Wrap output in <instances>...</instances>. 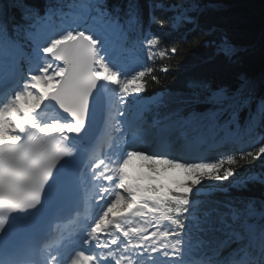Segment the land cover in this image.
Masks as SVG:
<instances>
[{"label": "snow or ice", "instance_id": "1", "mask_svg": "<svg viewBox=\"0 0 264 264\" xmlns=\"http://www.w3.org/2000/svg\"><path fill=\"white\" fill-rule=\"evenodd\" d=\"M165 7L175 13L170 31L187 23L194 40L206 37L196 46L213 49L211 59L232 83L199 86L233 120L249 109L251 139L235 140L237 147L209 162L180 163L144 149L168 148L180 118L146 117L152 109L139 94L146 77L159 79L154 66L133 69L123 62L130 32L143 34L139 43L148 60L172 59L179 48L144 33L136 0H52L43 15L26 9L33 46L26 73L12 59L17 45L0 6V264H264V198L212 195L227 191L224 182L241 191L264 184V174L238 172L241 162L264 167V134H255L264 128V72L256 77L246 70L247 47L215 28L200 29L205 9L197 0L153 5ZM150 23L165 25L155 14ZM21 101L33 106L25 110ZM133 159L150 161L153 171L163 165L196 178L175 190L154 180L134 186L127 171ZM86 202L93 210L81 220ZM69 206L76 210L64 219Z\"/></svg>", "mask_w": 264, "mask_h": 264}, {"label": "trees", "instance_id": "2", "mask_svg": "<svg viewBox=\"0 0 264 264\" xmlns=\"http://www.w3.org/2000/svg\"><path fill=\"white\" fill-rule=\"evenodd\" d=\"M52 0H0V6L6 11L5 22L8 26L9 36L24 38L27 26L31 21L24 19L26 9H37L43 15L46 6ZM141 10L142 26L144 33L151 30L152 33L162 36L167 47L175 44L179 52L172 59L155 60L159 83L146 77V94L163 93V101L154 109V117L170 116L172 119L180 118L174 135L198 134L213 131L220 128L226 122H230L234 128H239L244 118L249 114L248 108L239 110L238 116L233 120L231 111L220 112L208 97L211 92L199 86L201 81L206 82L211 90L218 87H228L232 81L228 76L218 70V64L211 59L213 49L197 47L196 45L206 37L196 36L192 24H184L182 27L169 29L170 18L173 11L153 8L154 4L165 6L184 3L185 0H136ZM204 7L199 14L198 24L200 29L215 28L217 35L226 34L234 43L247 47L249 55L246 57L245 68L253 76L259 77L264 72V0H197ZM110 4H126L127 0H109ZM19 5V6H12ZM155 14L165 21L164 28L158 24L150 23V16ZM196 15V14H193ZM17 26H21L17 31ZM138 36L143 39V34L132 30L130 36ZM181 37H187L186 42H181ZM164 64L169 65L170 71H159ZM255 104L252 105L254 110ZM215 112L213 117L210 113ZM264 134V128H258ZM211 134V133H209ZM260 161L250 164L258 165ZM238 168V172L245 170L249 163ZM227 191L217 189L212 195L217 200H224L229 195L234 197L264 198V184L259 182L249 183L246 191L226 187ZM195 243V236L193 237Z\"/></svg>", "mask_w": 264, "mask_h": 264}, {"label": "rangeland", "instance_id": "3", "mask_svg": "<svg viewBox=\"0 0 264 264\" xmlns=\"http://www.w3.org/2000/svg\"><path fill=\"white\" fill-rule=\"evenodd\" d=\"M175 15V14H174ZM173 15V16H174ZM26 44V43H25ZM28 45V44H27ZM18 47V46H17ZM16 53V51H13V53ZM12 57H13V54H12ZM41 87V86H40ZM29 103L33 104V102L29 101ZM190 144L192 145V143H194L195 145H197L196 143V140H190L189 141ZM188 142V143H189ZM187 143V142H186ZM186 143H183L181 145H184ZM195 149L198 153H200L199 150H204L203 147L198 146V149H196L195 147L193 148ZM201 154V153H200ZM204 156V155H202ZM138 162H139V159L137 160H134L132 163L129 164L128 166V172L129 174L133 177V176H136L135 174L138 175L139 172V169H142L143 167H140L138 165ZM143 166V165H142ZM156 170H159V173L160 174V181H163L165 183H169L170 185H177V186H184L185 184H188L190 185L191 184V180L192 179H195L196 177H193V176H190L189 173L187 171H185L184 169H180V168H175V169H172V170H169V169H164V167H161V166H158ZM178 171V172H177ZM170 173V174H174V173H179L180 174V178L177 179V180H173V179H169L166 175ZM242 176H247L249 174H252V173H255V174H264V167L261 166L260 162L258 165H253V164H248L247 167L245 168V170L239 172ZM163 175V176H162ZM199 175V173H197V176ZM231 179V178H230ZM154 182H157V181H154ZM142 183V182H141ZM224 186L225 187H228V182H224ZM197 187H199V185H197ZM193 191H195V189H193Z\"/></svg>", "mask_w": 264, "mask_h": 264}, {"label": "bare ground", "instance_id": "4", "mask_svg": "<svg viewBox=\"0 0 264 264\" xmlns=\"http://www.w3.org/2000/svg\"><path fill=\"white\" fill-rule=\"evenodd\" d=\"M17 55H18V53H17ZM48 87L49 86H46V85L41 86V88H48ZM20 106L23 109L27 110V109H30L33 106V104H30L29 102L28 103H25L24 101H21L20 102ZM102 130H103V126H101V131ZM211 134H212V132H211ZM188 142L189 141H187V143L184 144V145H181V144L178 145V148L181 149V153L180 154H181V156H183V158L181 160L183 162L184 161L185 162H200L201 160H203V158L205 157L206 149L205 148H204V150H199L198 149V146H199L198 145V142H199V140H196V142H197L196 144L197 145H195L194 143H192V145H191L190 142L189 143ZM194 147L196 149H198L201 154L198 153L195 149H193ZM199 148H200V146H199ZM157 150H160V149H157ZM160 151H163L166 154H170V151L168 150V148L163 149V150H160ZM202 155H204V156H202ZM168 169H170V168H168ZM166 176L169 179H173L174 181L177 180V179H179L181 177L179 173H174V174L168 173ZM136 181H137L136 178L133 177V182H136Z\"/></svg>", "mask_w": 264, "mask_h": 264}, {"label": "water", "instance_id": "5", "mask_svg": "<svg viewBox=\"0 0 264 264\" xmlns=\"http://www.w3.org/2000/svg\"><path fill=\"white\" fill-rule=\"evenodd\" d=\"M99 127H100V124H99V122H98V129H99Z\"/></svg>", "mask_w": 264, "mask_h": 264}]
</instances>
